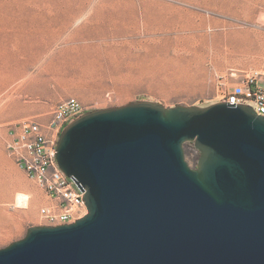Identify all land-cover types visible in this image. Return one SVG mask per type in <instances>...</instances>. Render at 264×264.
Returning a JSON list of instances; mask_svg holds the SVG:
<instances>
[{"label":"water","instance_id":"obj_1","mask_svg":"<svg viewBox=\"0 0 264 264\" xmlns=\"http://www.w3.org/2000/svg\"><path fill=\"white\" fill-rule=\"evenodd\" d=\"M56 162L87 213L29 227L0 264H264V117L250 106L88 111L61 130Z\"/></svg>","mask_w":264,"mask_h":264},{"label":"rangeland","instance_id":"obj_2","mask_svg":"<svg viewBox=\"0 0 264 264\" xmlns=\"http://www.w3.org/2000/svg\"><path fill=\"white\" fill-rule=\"evenodd\" d=\"M262 17L264 0H0V249L48 226L40 210L51 205L7 156L10 126L47 122L69 99L84 113L132 101L207 107L231 69L259 72L264 86ZM242 31L248 41L232 38ZM184 154L194 168L198 154Z\"/></svg>","mask_w":264,"mask_h":264},{"label":"built area","instance_id":"obj_3","mask_svg":"<svg viewBox=\"0 0 264 264\" xmlns=\"http://www.w3.org/2000/svg\"><path fill=\"white\" fill-rule=\"evenodd\" d=\"M233 80L228 88L225 81ZM262 75L254 70L231 69L228 75L217 77L220 91L216 103L246 105L264 117V86ZM84 113L83 105L69 99L54 108L47 122L24 120L8 129L6 149L9 156L33 180L52 202L40 210V217L48 226L74 223L87 212L82 200L83 193L68 178L56 162V143L61 130Z\"/></svg>","mask_w":264,"mask_h":264},{"label":"bare ground","instance_id":"obj_4","mask_svg":"<svg viewBox=\"0 0 264 264\" xmlns=\"http://www.w3.org/2000/svg\"><path fill=\"white\" fill-rule=\"evenodd\" d=\"M260 23H264V18L262 20H260ZM231 34H232L231 36H232L233 39L234 38L236 39L237 37H239L242 34V36H243L242 39L243 40H245V41H248L249 40V36H248L249 31L231 32ZM254 34H259V32H254ZM229 37H230V35H229ZM232 38H231V40H232ZM260 47L264 51V45H262ZM32 199H34V204L37 203V201H38L37 200V196H34V198H32ZM28 200H29V196L28 195H21V194L18 195V197H17V206L18 205H21L23 207L27 206L28 205Z\"/></svg>","mask_w":264,"mask_h":264},{"label":"crops","instance_id":"obj_5","mask_svg":"<svg viewBox=\"0 0 264 264\" xmlns=\"http://www.w3.org/2000/svg\"><path fill=\"white\" fill-rule=\"evenodd\" d=\"M6 154H7V156L8 157H10L9 156V154H8V152H6ZM11 158V157H10ZM12 159V158H11ZM13 160V159H12ZM14 161V160H13ZM14 163H15V161H14ZM16 164V163H15ZM16 166H17V164H16ZM18 167V166H17ZM18 170L20 171V172H22V173H24L25 174V172L22 170V169H20L19 167H18ZM26 175V174H25ZM27 177V176H26ZM49 201V203H51L52 204V202L50 201V200H48Z\"/></svg>","mask_w":264,"mask_h":264},{"label":"trees","instance_id":"obj_6","mask_svg":"<svg viewBox=\"0 0 264 264\" xmlns=\"http://www.w3.org/2000/svg\"><path fill=\"white\" fill-rule=\"evenodd\" d=\"M185 146H187V147H190V148H192L193 150H194V148H193V143H187V144H185ZM195 151V150H194ZM196 152V151H195Z\"/></svg>","mask_w":264,"mask_h":264},{"label":"flooded vegetation","instance_id":"obj_7","mask_svg":"<svg viewBox=\"0 0 264 264\" xmlns=\"http://www.w3.org/2000/svg\"><path fill=\"white\" fill-rule=\"evenodd\" d=\"M196 154H198L197 152H195Z\"/></svg>","mask_w":264,"mask_h":264}]
</instances>
